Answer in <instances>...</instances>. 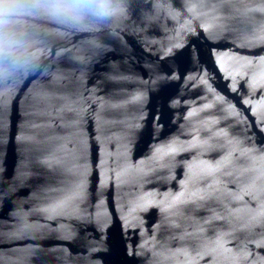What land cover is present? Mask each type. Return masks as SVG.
Listing matches in <instances>:
<instances>
[{
  "label": "water",
  "instance_id": "95a60500",
  "mask_svg": "<svg viewBox=\"0 0 264 264\" xmlns=\"http://www.w3.org/2000/svg\"><path fill=\"white\" fill-rule=\"evenodd\" d=\"M12 31L0 264H264V0H110Z\"/></svg>",
  "mask_w": 264,
  "mask_h": 264
},
{
  "label": "clouds",
  "instance_id": "9594fccd",
  "mask_svg": "<svg viewBox=\"0 0 264 264\" xmlns=\"http://www.w3.org/2000/svg\"><path fill=\"white\" fill-rule=\"evenodd\" d=\"M37 10L58 23L76 28L111 13L110 0H0V80L14 71L28 74L36 67L35 56L12 27L17 20Z\"/></svg>",
  "mask_w": 264,
  "mask_h": 264
}]
</instances>
